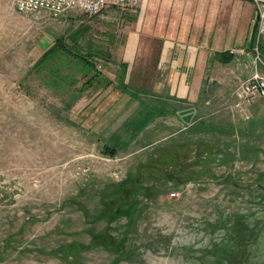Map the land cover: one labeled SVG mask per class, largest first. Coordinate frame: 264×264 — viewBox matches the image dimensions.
<instances>
[{"label": "rangeland", "instance_id": "obj_1", "mask_svg": "<svg viewBox=\"0 0 264 264\" xmlns=\"http://www.w3.org/2000/svg\"><path fill=\"white\" fill-rule=\"evenodd\" d=\"M16 1L0 0V264H264V99L246 114L230 107L254 70L250 2H151L156 23L187 21L208 49L250 54L209 63L212 115L146 129L120 108L129 95L107 94L108 118H90L98 92L83 89L76 61L50 53L60 39L72 46L77 23L21 15ZM120 9H108L115 26L93 20L99 39L113 33L116 56ZM137 77L133 88L149 86Z\"/></svg>", "mask_w": 264, "mask_h": 264}, {"label": "crops", "instance_id": "obj_2", "mask_svg": "<svg viewBox=\"0 0 264 264\" xmlns=\"http://www.w3.org/2000/svg\"><path fill=\"white\" fill-rule=\"evenodd\" d=\"M139 1L140 5L136 10H125L124 16H121V26L127 29V35L120 55L117 54V56L114 53L112 54L111 50L115 46V40L109 38V36L114 37L113 33L106 31V37L99 39L96 34L98 29L96 26L94 27L93 23V20L96 19L99 23L115 26V20L108 9L98 15H87L90 19H81L84 13L77 10L70 11L64 17L71 23H77L71 34L73 37H69L72 46L78 49L87 47L89 49L87 53L94 54L92 59L96 66H103L101 77L103 76L106 79L105 81L111 82L109 87L104 82V84L95 83L87 88L90 91L98 92L96 95L97 99H95L96 103L89 105V117H94L91 115L94 112L95 119L103 121L108 118V112L110 113L111 109H113L112 107L115 106L114 104H104V108H101L107 94L129 95L131 101L129 102L128 99V103L120 106V108L127 107L128 113L129 111L132 112L130 117L127 114L128 122H131V125L144 120L147 123L146 129L154 127L156 123L160 122V119L169 117L172 121L173 119L177 120L179 115L183 113L186 115L185 118L188 119L187 114L192 116L193 110L206 114V116L209 113L212 115L211 108L206 106L207 102L209 103L207 99L209 92L204 89L209 72V63L214 61V59L219 61L218 58L223 52L233 49H208L207 43L203 42L202 32L200 33V31L196 30L200 36L198 38L195 35L197 39L195 38L194 40L193 33L195 31L191 26L187 28V21H183L182 25H178L179 27L175 26L177 25L176 23L174 25L173 23L163 24L162 21L156 23L155 9L150 5L151 2L156 0ZM242 2L244 1L242 0ZM246 2L250 1L246 0ZM248 6L255 14L253 3L250 2ZM120 10L123 11V9ZM254 21H256V18ZM254 26L255 23L253 28ZM79 32H81V35L77 38L76 34ZM255 33L256 30L253 32L252 29L250 43L247 44L252 49L255 45ZM249 54L250 52L248 51ZM251 60L253 61V58H250L249 61ZM111 64L119 65V70L116 73L112 74L105 70L104 65ZM152 65L153 67L151 68ZM135 69L142 73L141 77H137ZM80 74L82 75V73ZM134 75L137 78L140 77L139 80L141 78L142 80H148L149 86L138 89L133 88L128 82L131 79L130 77ZM71 78L73 81L74 79L76 80L73 76ZM84 79L82 77L83 81ZM118 85L125 86V89H121ZM139 96H145L147 99L143 100ZM130 104L132 110L129 109ZM193 123L188 124L186 128L188 129ZM167 125L170 126L168 123ZM178 128L181 129L184 126Z\"/></svg>", "mask_w": 264, "mask_h": 264}, {"label": "built area", "instance_id": "obj_3", "mask_svg": "<svg viewBox=\"0 0 264 264\" xmlns=\"http://www.w3.org/2000/svg\"><path fill=\"white\" fill-rule=\"evenodd\" d=\"M253 3L255 9V42H254V70L249 78L240 82L234 91L230 101V107L236 112L246 114V110L257 99H264V0H248ZM140 5L139 0H17L16 10L21 15H36L61 19L70 11H81L84 14L94 16L102 13L110 7H117L126 10H136ZM231 54L248 55L246 50H231ZM99 71L103 70L98 65ZM210 104V103H208ZM172 196L179 197L180 193L175 192Z\"/></svg>", "mask_w": 264, "mask_h": 264}, {"label": "trees", "instance_id": "obj_4", "mask_svg": "<svg viewBox=\"0 0 264 264\" xmlns=\"http://www.w3.org/2000/svg\"><path fill=\"white\" fill-rule=\"evenodd\" d=\"M256 27L254 26L253 28V32H255ZM81 35V32L77 33L76 36L77 38ZM73 36H71L72 38ZM57 43L54 45V48L52 49V52H54V50L56 51H60V54L67 56L66 59H72L74 61L77 62L79 68L78 70L82 73V76L84 79V84H83V89L88 88L92 85L96 84H104L107 83V87L110 86L111 82L109 81H105L106 79L103 78V76L101 77V73L102 71H99L97 69L96 63L93 61V57L94 54H90V53H79L78 51H74L73 48H75L74 46H68L65 41L63 39H60L59 41H56ZM264 50V48L262 49ZM54 55V54H53ZM52 55V56H53ZM235 58V55L231 54L230 51H225L223 52V54L220 55V57L218 58V60L222 63H229L231 61H233V59ZM101 77V78H100ZM61 78V76H60ZM62 80L67 79L66 77H62ZM77 80L74 79V81L71 82V84H74ZM121 87V89H125V86L123 85H118ZM115 88H117L116 86H114ZM111 154L113 156H115V152L112 150ZM121 192V194H124L123 189L119 190ZM137 194L138 192H140L139 190H136ZM133 201H131L130 204H132Z\"/></svg>", "mask_w": 264, "mask_h": 264}]
</instances>
